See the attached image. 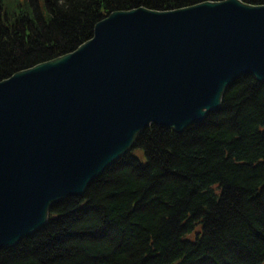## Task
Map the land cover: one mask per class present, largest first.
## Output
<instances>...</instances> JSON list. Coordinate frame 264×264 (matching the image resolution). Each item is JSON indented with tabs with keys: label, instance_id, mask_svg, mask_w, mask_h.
<instances>
[{
	"label": "water",
	"instance_id": "water-1",
	"mask_svg": "<svg viewBox=\"0 0 264 264\" xmlns=\"http://www.w3.org/2000/svg\"><path fill=\"white\" fill-rule=\"evenodd\" d=\"M246 75L264 83V5L224 0L112 12L75 51L0 81V250L83 197L143 131L183 133Z\"/></svg>",
	"mask_w": 264,
	"mask_h": 264
},
{
	"label": "trees",
	"instance_id": "trees-1",
	"mask_svg": "<svg viewBox=\"0 0 264 264\" xmlns=\"http://www.w3.org/2000/svg\"><path fill=\"white\" fill-rule=\"evenodd\" d=\"M206 1L224 0H0V81L75 51L112 12ZM0 264H264V83L243 76L183 133L143 131Z\"/></svg>",
	"mask_w": 264,
	"mask_h": 264
},
{
	"label": "rangeland",
	"instance_id": "rangeland-1",
	"mask_svg": "<svg viewBox=\"0 0 264 264\" xmlns=\"http://www.w3.org/2000/svg\"><path fill=\"white\" fill-rule=\"evenodd\" d=\"M133 152L134 155L138 157L141 161H145V156L142 149H135Z\"/></svg>",
	"mask_w": 264,
	"mask_h": 264
}]
</instances>
